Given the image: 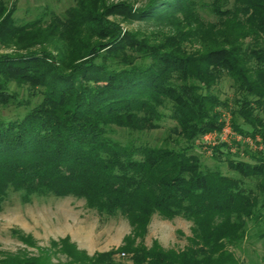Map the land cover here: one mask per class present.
Wrapping results in <instances>:
<instances>
[{
    "label": "trees",
    "instance_id": "1",
    "mask_svg": "<svg viewBox=\"0 0 264 264\" xmlns=\"http://www.w3.org/2000/svg\"><path fill=\"white\" fill-rule=\"evenodd\" d=\"M140 1L76 0L61 16L17 24L0 0V48L10 50L0 54V108H27L0 116V212L10 193L25 204L72 197L129 226L117 248L92 255L69 237L42 248L19 232L25 248L0 252V264L57 255L65 264L254 263L247 247L264 242V0ZM20 89L40 100L29 107ZM227 119L255 149L219 140ZM166 121L158 142L143 139ZM210 133L212 166L202 158ZM153 216L190 223L186 245L147 246Z\"/></svg>",
    "mask_w": 264,
    "mask_h": 264
},
{
    "label": "rangeland",
    "instance_id": "2",
    "mask_svg": "<svg viewBox=\"0 0 264 264\" xmlns=\"http://www.w3.org/2000/svg\"><path fill=\"white\" fill-rule=\"evenodd\" d=\"M8 8H14L13 18L17 24H23L37 19L47 21L52 15L61 16L67 9L75 6L76 0H2ZM109 3L126 2L133 8H139L143 4L140 0H108ZM122 28L130 31L145 32L152 29V23L128 22L123 23ZM10 50L0 48V54L9 53ZM20 99H28L27 93L20 89ZM219 95L222 99L231 96L229 83L224 81L219 86ZM29 107L35 105L40 97L29 98ZM27 108L9 104L0 108V116L6 119L21 117ZM172 126L166 121L159 130L152 131L143 136L154 144L165 136L167 127ZM114 138L124 140L123 131L117 130ZM207 142L213 140V135L205 137ZM201 143L196 139L195 143ZM209 143L203 144L206 155H202L205 164L212 166L210 159ZM253 148L255 146L253 145ZM224 173H228L225 165L221 166ZM30 235L37 246L49 247L52 240L69 237L77 248L86 251L89 255L95 252H104L115 249L121 244L125 234L129 232V226L122 217L100 219L98 214L85 207L83 200L72 197H38L33 198L30 204L23 203L18 193H10L0 212V252H16L25 248L19 240L18 233ZM190 236V223L183 219L175 218L171 221L162 220L153 216L145 237V244L150 246L153 240H157L165 248H183ZM253 249L251 251V249ZM248 254L254 263L264 264V242L248 246ZM27 251L36 254L35 249L27 248ZM122 257V256H121ZM65 258L57 255L52 262L65 264ZM247 260V259H246ZM253 263V264H254ZM246 264H252L246 262Z\"/></svg>",
    "mask_w": 264,
    "mask_h": 264
},
{
    "label": "built area",
    "instance_id": "3",
    "mask_svg": "<svg viewBox=\"0 0 264 264\" xmlns=\"http://www.w3.org/2000/svg\"><path fill=\"white\" fill-rule=\"evenodd\" d=\"M208 135H213V137H214L213 140L210 141V142H207V141L205 140V139H207V138H205V137H207ZM205 137L203 138V144H204V143H209V144L212 146V145H214V144L216 143V140H217V134H216V133H210V134H207ZM219 140H220V141H224V142H226V143H230L231 140L239 141V142H241V143L246 142V143H247L248 145H250L252 148H253V145H254L255 148H256V145H255L250 139H248V138L242 139L241 137L236 136V135L231 131L230 126H229V123H228V119H227V121H226V123H225V126H224V128H223V130H222L221 135L219 136ZM257 140H258V139H257ZM255 148H254V149H255ZM259 148H260V147H259ZM120 256L123 257L124 254L121 253Z\"/></svg>",
    "mask_w": 264,
    "mask_h": 264
}]
</instances>
